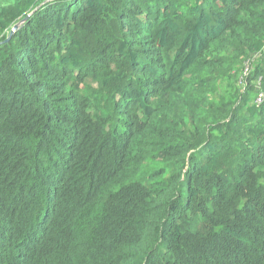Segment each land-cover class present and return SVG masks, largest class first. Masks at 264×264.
I'll return each mask as SVG.
<instances>
[{"label":"trees","instance_id":"obj_1","mask_svg":"<svg viewBox=\"0 0 264 264\" xmlns=\"http://www.w3.org/2000/svg\"><path fill=\"white\" fill-rule=\"evenodd\" d=\"M0 264H264V0H0Z\"/></svg>","mask_w":264,"mask_h":264},{"label":"water","instance_id":"obj_2","mask_svg":"<svg viewBox=\"0 0 264 264\" xmlns=\"http://www.w3.org/2000/svg\"><path fill=\"white\" fill-rule=\"evenodd\" d=\"M17 27H18V25H15V26L13 27V30H16V29H17Z\"/></svg>","mask_w":264,"mask_h":264}]
</instances>
